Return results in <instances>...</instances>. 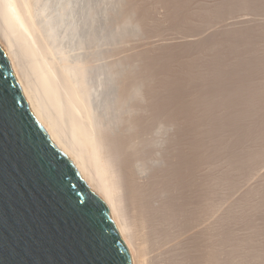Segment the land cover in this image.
Returning <instances> with one entry per match:
<instances>
[{"label": "bare ground", "instance_id": "6f19581e", "mask_svg": "<svg viewBox=\"0 0 264 264\" xmlns=\"http://www.w3.org/2000/svg\"><path fill=\"white\" fill-rule=\"evenodd\" d=\"M125 2L0 0V48L40 124L107 207L131 264H215L220 220L203 206L217 187L210 178L206 192L201 134L188 103L127 47L139 29L130 16L141 13Z\"/></svg>", "mask_w": 264, "mask_h": 264}, {"label": "rangeland", "instance_id": "374dc122", "mask_svg": "<svg viewBox=\"0 0 264 264\" xmlns=\"http://www.w3.org/2000/svg\"><path fill=\"white\" fill-rule=\"evenodd\" d=\"M125 1L141 13L124 5L139 28L127 47L188 103L203 139L205 187H217L203 206L220 220L215 264H264V0Z\"/></svg>", "mask_w": 264, "mask_h": 264}, {"label": "water", "instance_id": "95a60500", "mask_svg": "<svg viewBox=\"0 0 264 264\" xmlns=\"http://www.w3.org/2000/svg\"><path fill=\"white\" fill-rule=\"evenodd\" d=\"M0 264H131L103 202L40 124L0 48Z\"/></svg>", "mask_w": 264, "mask_h": 264}, {"label": "snow or ice", "instance_id": "6c2138e0", "mask_svg": "<svg viewBox=\"0 0 264 264\" xmlns=\"http://www.w3.org/2000/svg\"><path fill=\"white\" fill-rule=\"evenodd\" d=\"M12 110L9 108L3 94H0V125H2Z\"/></svg>", "mask_w": 264, "mask_h": 264}]
</instances>
